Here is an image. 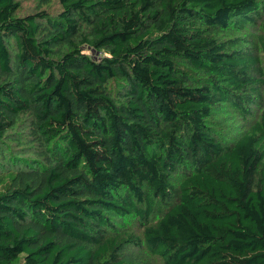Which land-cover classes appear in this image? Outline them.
Returning <instances> with one entry per match:
<instances>
[{"label": "trees", "instance_id": "trees-1", "mask_svg": "<svg viewBox=\"0 0 264 264\" xmlns=\"http://www.w3.org/2000/svg\"><path fill=\"white\" fill-rule=\"evenodd\" d=\"M58 2L0 0V264H264V0Z\"/></svg>", "mask_w": 264, "mask_h": 264}, {"label": "rangeland", "instance_id": "rangeland-1", "mask_svg": "<svg viewBox=\"0 0 264 264\" xmlns=\"http://www.w3.org/2000/svg\"><path fill=\"white\" fill-rule=\"evenodd\" d=\"M21 3V10L19 12L20 15H25L26 13L29 12H36V11H46L51 14H56L59 9L60 5L58 0H18ZM85 51L90 54L92 57H97V53L89 49L88 47H84ZM230 135V133H229ZM232 136V135H231ZM131 226L130 221L124 220V223H120V226L125 225ZM130 229L134 232H136L138 235H142L143 229L139 226L138 223H135ZM130 257L133 258L136 262L140 261V258H145L148 257L151 261L161 264V261L157 257H152L150 253L146 251L144 248H138L135 247L132 250H130Z\"/></svg>", "mask_w": 264, "mask_h": 264}]
</instances>
